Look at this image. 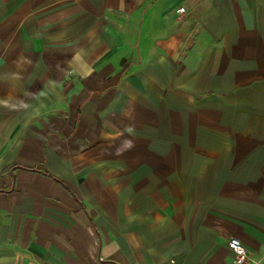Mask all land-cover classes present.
<instances>
[{
	"label": "crops",
	"instance_id": "0c3cea01",
	"mask_svg": "<svg viewBox=\"0 0 264 264\" xmlns=\"http://www.w3.org/2000/svg\"><path fill=\"white\" fill-rule=\"evenodd\" d=\"M231 238L264 264V0H0V264Z\"/></svg>",
	"mask_w": 264,
	"mask_h": 264
},
{
	"label": "built area",
	"instance_id": "2783aa9c",
	"mask_svg": "<svg viewBox=\"0 0 264 264\" xmlns=\"http://www.w3.org/2000/svg\"><path fill=\"white\" fill-rule=\"evenodd\" d=\"M186 12L187 9L185 7L177 9V13L180 18H183ZM228 248L234 255V259L231 264H256V262L253 261L248 249L239 239L231 238L228 241ZM167 264H177V262L174 259H171L167 262Z\"/></svg>",
	"mask_w": 264,
	"mask_h": 264
}]
</instances>
